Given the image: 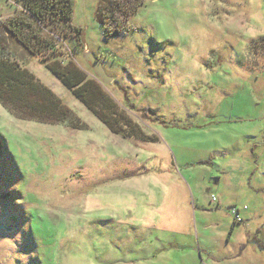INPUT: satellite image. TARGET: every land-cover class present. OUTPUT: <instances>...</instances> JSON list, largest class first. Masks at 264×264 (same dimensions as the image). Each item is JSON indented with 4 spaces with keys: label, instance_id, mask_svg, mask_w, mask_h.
<instances>
[{
    "label": "rangeland",
    "instance_id": "obj_1",
    "mask_svg": "<svg viewBox=\"0 0 264 264\" xmlns=\"http://www.w3.org/2000/svg\"><path fill=\"white\" fill-rule=\"evenodd\" d=\"M98 3L74 0L82 45L41 28L93 78L98 57L156 139L113 133L11 40L83 127L0 102V264H264V0H143L113 38ZM17 7L0 0V28Z\"/></svg>",
    "mask_w": 264,
    "mask_h": 264
},
{
    "label": "trees",
    "instance_id": "obj_2",
    "mask_svg": "<svg viewBox=\"0 0 264 264\" xmlns=\"http://www.w3.org/2000/svg\"><path fill=\"white\" fill-rule=\"evenodd\" d=\"M17 10L0 28V102L14 114L44 123L69 121L73 127L83 124L72 110L49 87L21 64L11 50L10 41L21 45L30 55L40 57L41 63L68 88L113 133L123 138L146 136L128 110L120 105L102 83L71 59L58 57L57 42L45 36L41 26L66 30L76 43L82 45V28L72 23L74 0H15ZM143 4V0H99L97 21L107 29L106 37L125 33L129 17ZM113 26V30H109Z\"/></svg>",
    "mask_w": 264,
    "mask_h": 264
},
{
    "label": "water",
    "instance_id": "obj_3",
    "mask_svg": "<svg viewBox=\"0 0 264 264\" xmlns=\"http://www.w3.org/2000/svg\"><path fill=\"white\" fill-rule=\"evenodd\" d=\"M86 62L90 64L93 68L96 77L101 80L103 84H110L114 81L112 76H109L98 57H96L92 52H85L83 55Z\"/></svg>",
    "mask_w": 264,
    "mask_h": 264
},
{
    "label": "built area",
    "instance_id": "obj_4",
    "mask_svg": "<svg viewBox=\"0 0 264 264\" xmlns=\"http://www.w3.org/2000/svg\"><path fill=\"white\" fill-rule=\"evenodd\" d=\"M232 213H233L234 216H236V218H238V219L240 218L239 217V212H238V210L236 208L232 209Z\"/></svg>",
    "mask_w": 264,
    "mask_h": 264
}]
</instances>
